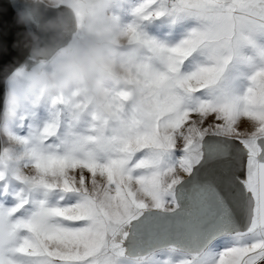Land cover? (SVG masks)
Masks as SVG:
<instances>
[{
	"label": "clouds",
	"instance_id": "clouds-1",
	"mask_svg": "<svg viewBox=\"0 0 264 264\" xmlns=\"http://www.w3.org/2000/svg\"><path fill=\"white\" fill-rule=\"evenodd\" d=\"M5 5L21 31L20 55L0 66V187L14 194L0 231L45 228L58 193L75 189L95 203L88 255L97 264L153 256L127 248L125 210L105 192L118 162L166 144L189 93L195 112L230 126L225 135H264V31L229 23L185 59V38L209 27L187 0H0V12Z\"/></svg>",
	"mask_w": 264,
	"mask_h": 264
},
{
	"label": "snow or ice",
	"instance_id": "snow-or-ice-1",
	"mask_svg": "<svg viewBox=\"0 0 264 264\" xmlns=\"http://www.w3.org/2000/svg\"><path fill=\"white\" fill-rule=\"evenodd\" d=\"M188 7L208 21L206 30L194 29L179 50L189 59L201 51L204 42L222 38V29L229 23L246 21L264 31V0H187ZM193 69L189 72L192 75ZM188 109L177 117V131L166 137V144L156 151L137 154L118 162V178L109 183L105 192L117 197L123 205V222L130 226L126 245L130 250L147 243L146 233L151 220L147 210L172 212L176 209V191L195 170L213 189L212 208L215 216L244 219V226L221 233L227 240L225 247L215 253L212 264H264V135L234 138L225 135L227 128H217L214 115L202 116L195 93L182 100ZM203 112V108H200ZM245 121L241 122L244 127ZM187 173L176 179L174 172ZM79 176V170L74 173ZM87 175V173H85ZM14 194L0 187V211ZM143 197V199H141ZM148 202L152 207L149 208ZM95 203L92 198L75 189L60 191L57 206L52 209L54 219L42 229L31 224L22 228L0 231V264H97L89 256L95 227ZM200 211L193 208L194 213ZM119 248L120 245H111ZM152 255L140 256L137 264H145ZM106 264H117L109 256ZM162 264H169L163 259Z\"/></svg>",
	"mask_w": 264,
	"mask_h": 264
},
{
	"label": "water",
	"instance_id": "water-1",
	"mask_svg": "<svg viewBox=\"0 0 264 264\" xmlns=\"http://www.w3.org/2000/svg\"><path fill=\"white\" fill-rule=\"evenodd\" d=\"M6 11L0 12V66L10 63L20 52L13 45L19 39L20 28L14 23V10L5 5ZM213 189L195 170L186 181L177 186V207L172 212L147 210L144 215L152 222L151 229L145 234L147 243L132 248V253H146L152 249H164L176 245V249L188 254L203 252L213 241L224 236V231L242 228L244 219L215 216L210 218ZM199 207L198 213L193 208Z\"/></svg>",
	"mask_w": 264,
	"mask_h": 264
},
{
	"label": "crops",
	"instance_id": "crops-1",
	"mask_svg": "<svg viewBox=\"0 0 264 264\" xmlns=\"http://www.w3.org/2000/svg\"><path fill=\"white\" fill-rule=\"evenodd\" d=\"M219 238H217V240ZM226 240L227 239H225L223 241H219V242L216 241V243H214L215 244L214 247H212L211 249L206 248L203 252H201V253H204V255H206V257L208 259V263L212 264V261L215 258V253H217L218 250H221L223 247H225ZM176 250L181 252L183 255H174L176 253H173V252H176V251L170 252L166 248H164V249H160V250L156 251L148 261H145V264H162L163 259H165L166 257L168 258L169 264H171L172 261L180 260L182 258L190 259L192 261V264H203L202 259L200 261H198V262L196 261L194 263L192 257H190L191 256L190 254H188L184 251H181L179 249H176Z\"/></svg>",
	"mask_w": 264,
	"mask_h": 264
},
{
	"label": "rangeland",
	"instance_id": "rangeland-1",
	"mask_svg": "<svg viewBox=\"0 0 264 264\" xmlns=\"http://www.w3.org/2000/svg\"><path fill=\"white\" fill-rule=\"evenodd\" d=\"M225 239H227L225 236H221L218 240L216 239L214 242H212L207 248L208 249H211L212 247H214V245H215L214 243H216V241L219 242V241H223ZM168 251H170V252L171 251H176V252H173V253H176L174 255H183L181 252L177 251L176 249L175 250L174 249L173 250H168ZM219 251L220 250H218V252ZM190 255H191L190 257H192L194 263L196 261L198 262V261H200L202 259L203 260V264H210V263H208V259H207L206 255H204V253H200V254H190Z\"/></svg>",
	"mask_w": 264,
	"mask_h": 264
}]
</instances>
